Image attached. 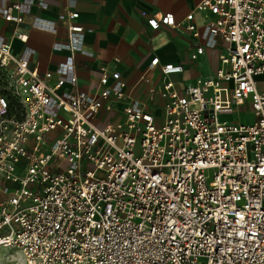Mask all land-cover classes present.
<instances>
[{
	"label": "built area",
	"instance_id": "obj_1",
	"mask_svg": "<svg viewBox=\"0 0 264 264\" xmlns=\"http://www.w3.org/2000/svg\"><path fill=\"white\" fill-rule=\"evenodd\" d=\"M34 6L48 2L0 0L15 24L0 35V248L26 264H264V0H201L181 20L141 10L150 35H189L192 59L218 52L215 70L182 87L183 65L154 56L152 106L117 63L88 90L73 55L41 76L21 28ZM198 11L212 18L199 26ZM78 15H62L68 38L54 49L90 54ZM30 26L57 32L38 16Z\"/></svg>",
	"mask_w": 264,
	"mask_h": 264
},
{
	"label": "crops",
	"instance_id": "obj_2",
	"mask_svg": "<svg viewBox=\"0 0 264 264\" xmlns=\"http://www.w3.org/2000/svg\"><path fill=\"white\" fill-rule=\"evenodd\" d=\"M46 9L34 6L31 15L21 28L28 33L27 44L34 50L31 63L43 76L47 71H54L59 63L69 55L74 56L78 85L81 89H92L101 74V66L117 63L123 79L131 89L134 98L144 100L149 106L147 88L161 80L159 66L148 69L154 56L161 63H181L184 70L173 75L179 86H184L198 75L215 70L218 66L216 49H205L196 59L190 57L192 39L182 35L175 29L162 26L152 35L146 26L141 10L171 12L176 20L185 17L201 0H46ZM67 10L79 13L76 22L84 27V49L90 54L56 50V41L66 42L68 31L62 15ZM53 20L57 24V32H45L33 29L30 22L33 17ZM195 22L202 26L212 18L207 12H195ZM15 24L0 17V35L10 38ZM25 44L12 39V48L20 54ZM55 77L50 80L53 82ZM162 103V99H158ZM111 116L102 111L96 122L100 125Z\"/></svg>",
	"mask_w": 264,
	"mask_h": 264
},
{
	"label": "rangeland",
	"instance_id": "obj_3",
	"mask_svg": "<svg viewBox=\"0 0 264 264\" xmlns=\"http://www.w3.org/2000/svg\"><path fill=\"white\" fill-rule=\"evenodd\" d=\"M258 87L260 89H264V76L258 78ZM158 120H162V118H157ZM220 120H236L233 115H220ZM240 120L243 122H251L253 120L250 112H242L240 113ZM100 125V124H98ZM0 264H26L24 257L21 253L13 251L7 248H0Z\"/></svg>",
	"mask_w": 264,
	"mask_h": 264
}]
</instances>
